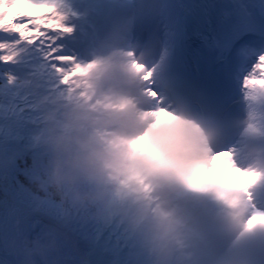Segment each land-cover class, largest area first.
I'll return each instance as SVG.
<instances>
[{"label": "snow or ice", "instance_id": "6c2138e0", "mask_svg": "<svg viewBox=\"0 0 264 264\" xmlns=\"http://www.w3.org/2000/svg\"><path fill=\"white\" fill-rule=\"evenodd\" d=\"M63 6L64 0H0V64L11 65L0 72V80L3 81L0 83V94L9 103L6 109L0 105V119L4 125L18 124L23 120L33 122L40 104L48 100L53 91L60 90L61 86L67 89L72 83L73 72L79 65L75 63V50L68 48L66 38L76 29L68 22V15L61 11ZM247 64H251V70L244 76L242 88L250 81L264 86V51L255 57L254 63L249 60ZM38 74L45 76L43 84L34 81ZM33 85L45 90L39 103L30 99L33 95L30 90L22 91ZM26 109L31 111L26 112ZM16 160L17 154L13 152L0 157V164L12 168ZM259 179V174L255 172H240L230 177L232 183L245 191L249 200L252 197L248 189L254 187ZM45 203L41 201L40 206L44 207ZM47 210L52 211L61 226L84 232L94 248L123 252L118 231L68 219V210L54 200ZM255 227L264 228V213L253 210L245 231ZM47 234L56 232L50 230Z\"/></svg>", "mask_w": 264, "mask_h": 264}, {"label": "clouds", "instance_id": "9594fccd", "mask_svg": "<svg viewBox=\"0 0 264 264\" xmlns=\"http://www.w3.org/2000/svg\"><path fill=\"white\" fill-rule=\"evenodd\" d=\"M138 127L130 109L114 113L78 108L63 119L46 114L41 144L52 160L56 194L73 206L95 208L93 215L103 219L113 193L128 190V178L156 182L164 167L145 140L131 138Z\"/></svg>", "mask_w": 264, "mask_h": 264}, {"label": "trees", "instance_id": "16d2710c", "mask_svg": "<svg viewBox=\"0 0 264 264\" xmlns=\"http://www.w3.org/2000/svg\"><path fill=\"white\" fill-rule=\"evenodd\" d=\"M3 98L4 95L0 94V105H2L6 109L9 107V105L8 103L3 101ZM26 112H28L27 109ZM34 119H36L35 116ZM42 137V132H39L38 137H34L30 134L28 129L22 136V139L27 142V145L34 148V153H36V151L34 150L38 151L36 155L39 157V159L45 152V148L42 147L41 144ZM24 162L25 164L21 165L17 161L15 167L12 170H8L6 167L0 166V264H7L4 261V256L6 255V253L5 251H3L4 235L2 227L7 222V216L12 211H15L18 207V204L14 201V199L23 206L28 203L32 207H37L38 209L48 211L49 213H52V211L47 209L49 208L51 201L54 200L68 210L72 219L81 222H89L99 227L110 228L116 231V222L114 223L112 216L108 213L107 210L103 209V219H97L93 215V213L96 211L95 208L84 209L79 207L78 205L73 206L72 204L68 203L67 200L61 199V197L56 194L54 187L45 182L44 178L39 173L38 168H31L27 160H25ZM37 181L42 182L43 187L38 185ZM12 196L14 199L12 198ZM41 201L46 202L44 207L40 206ZM122 232L123 231L119 233L121 236L120 244L123 248V252L119 253L122 262L127 263L130 258V254H134V252H131L130 239H133L135 241V238L131 235L130 232L125 235H122Z\"/></svg>", "mask_w": 264, "mask_h": 264}, {"label": "bare ground", "instance_id": "6f19581e", "mask_svg": "<svg viewBox=\"0 0 264 264\" xmlns=\"http://www.w3.org/2000/svg\"><path fill=\"white\" fill-rule=\"evenodd\" d=\"M130 207L131 200H125ZM13 218V219H12ZM6 225L14 222V217ZM31 230L32 245H27L25 236L18 232V228L11 225V249L14 252L16 264H83V252L72 237L66 236L61 230L46 227L36 219L28 221ZM55 230L56 234L47 232ZM37 260L39 262H37Z\"/></svg>", "mask_w": 264, "mask_h": 264}, {"label": "water", "instance_id": "95a60500", "mask_svg": "<svg viewBox=\"0 0 264 264\" xmlns=\"http://www.w3.org/2000/svg\"><path fill=\"white\" fill-rule=\"evenodd\" d=\"M16 221L14 223V227L16 230V227L18 228V232L22 234V236H25L26 242L30 245L32 243L31 238V230L28 226V221H30L33 218H38L41 222L55 227V221L53 217H51L49 214L43 211L39 210H26L23 207H20L18 211L15 214Z\"/></svg>", "mask_w": 264, "mask_h": 264}, {"label": "rangeland", "instance_id": "374dc122", "mask_svg": "<svg viewBox=\"0 0 264 264\" xmlns=\"http://www.w3.org/2000/svg\"><path fill=\"white\" fill-rule=\"evenodd\" d=\"M250 84H252L253 83V81H250L249 82ZM21 207H23L24 209H27V210H30V209H35V207H32L30 204H26L25 206H21ZM18 208H19V206H18ZM17 208V209H18ZM15 212L16 211H12L8 216H7V218H8V220H10L12 217H14V215H15ZM52 216H54V215H52ZM13 219V218H12ZM12 219H11V221H12ZM39 223H41L40 221H39ZM42 224V223H41ZM11 225L12 224H9V225H6V226H4V231L6 232V236H7V239L4 241V243H5V249L9 252V256H10V258H7L6 260H9L8 261V263L9 264H16V261H15V256L13 255V253H12V251H11V242H10V237H11V231H12V228H11ZM43 225H45V224H43ZM46 227H47V225H45ZM49 227V226H48ZM37 262H39L38 260H37Z\"/></svg>", "mask_w": 264, "mask_h": 264}]
</instances>
